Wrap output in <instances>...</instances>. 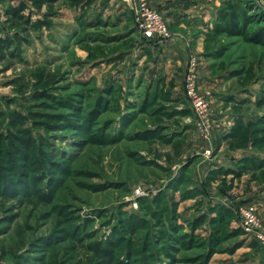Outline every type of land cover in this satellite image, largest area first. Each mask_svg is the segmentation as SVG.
<instances>
[{"label":"rangeland","instance_id":"obj_1","mask_svg":"<svg viewBox=\"0 0 264 264\" xmlns=\"http://www.w3.org/2000/svg\"><path fill=\"white\" fill-rule=\"evenodd\" d=\"M21 1L31 22L0 56V264H264L236 212L253 205L264 221V166H252L264 45L226 31L224 0L150 3L170 18L169 46L142 37L127 0H0L3 33ZM235 1L247 33L264 26V0ZM190 54L211 92L210 157L216 142L245 149L238 184L194 183L205 142L184 94Z\"/></svg>","mask_w":264,"mask_h":264},{"label":"built area","instance_id":"obj_2","mask_svg":"<svg viewBox=\"0 0 264 264\" xmlns=\"http://www.w3.org/2000/svg\"><path fill=\"white\" fill-rule=\"evenodd\" d=\"M136 19V26L147 40L165 42L171 38L169 22L162 12L151 6L148 0H127ZM197 57L190 54L184 73V94L195 116V123L203 138L212 140L211 133V92L201 88L198 79ZM205 154L210 156L212 149ZM241 225L264 246V221L253 205H240L236 210Z\"/></svg>","mask_w":264,"mask_h":264},{"label":"trees","instance_id":"obj_3","mask_svg":"<svg viewBox=\"0 0 264 264\" xmlns=\"http://www.w3.org/2000/svg\"><path fill=\"white\" fill-rule=\"evenodd\" d=\"M31 4L36 8H42L45 5H52L59 0H29ZM29 6L25 1H21L17 5H11L6 10V18L3 23L7 28L13 30L11 34L3 33L0 27V56L8 49H18L20 43H22L25 36L20 32L18 27L28 25L31 20L29 14H25L26 9ZM218 19L224 24V28L231 34L241 35L246 40L263 44L264 45V26L247 33V18L239 8L238 3L235 0H224L221 7L218 9ZM25 30L26 28H22ZM17 140L23 143V147L30 148L32 140L30 137H17ZM190 160L186 161L177 176L178 181L174 184H182L186 179L183 178L182 173L190 164ZM187 162H189L187 164ZM253 167H263L264 161L260 159L252 160ZM181 177V178H180ZM205 184V183H203Z\"/></svg>","mask_w":264,"mask_h":264},{"label":"crops","instance_id":"obj_4","mask_svg":"<svg viewBox=\"0 0 264 264\" xmlns=\"http://www.w3.org/2000/svg\"><path fill=\"white\" fill-rule=\"evenodd\" d=\"M148 1L152 5L159 6L161 9H164V10L169 9L167 7L169 5H172V3L174 2V0H172L170 2H168L167 0H148ZM171 8L172 7H170V9ZM176 8H179V7H176ZM166 18L168 21H170L169 17H166ZM151 43L153 45L159 43L161 46L162 45H164V46L168 45L169 46L170 44H172V42H170V41L157 42L154 40H151ZM185 64H186V62H185ZM184 67H185V65H184ZM184 70H183V73L185 72ZM203 140L205 142L204 143V145H205L204 149L205 150L207 148L213 149V145L215 144V141H217V137L215 135V132L212 135L211 141L207 140L205 138H203ZM196 142L199 143L198 141H196ZM190 144L191 143L187 144V146L190 147L189 150L192 147ZM199 145L200 144H198L196 146L199 147ZM193 149L196 150V148H193ZM244 150L245 149L232 150V149L228 148L227 144L226 145H225V143L218 144L216 142V146H215L214 152H213L214 153L213 157H210L205 153L203 154V152L201 153L202 156H200V159H199L200 164L198 165V168L195 171L196 176H195V182L194 183L195 184H203V183H205L206 180L211 179V181H210L211 184H226V183L230 184L231 181L233 180L232 177H234L233 169L236 168L235 165L237 164L238 159L246 154L245 152H243ZM227 169H230V170H227ZM234 178H235V180H234L233 184H238V181L240 179H242L240 181H244V179L242 177H240V178L234 177ZM239 184H243V183L240 182ZM252 184H257V182L255 180H251V186H252ZM219 195H225L226 197L229 196V194H226V193L225 194L219 193ZM259 254L260 255L264 254V247H262V246L260 247Z\"/></svg>","mask_w":264,"mask_h":264}]
</instances>
